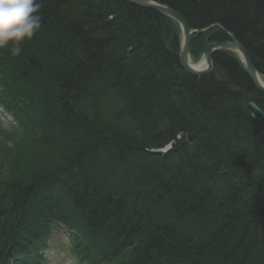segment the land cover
<instances>
[{
    "label": "trees",
    "instance_id": "1",
    "mask_svg": "<svg viewBox=\"0 0 264 264\" xmlns=\"http://www.w3.org/2000/svg\"><path fill=\"white\" fill-rule=\"evenodd\" d=\"M166 1L196 28L221 26L192 38L194 60L232 35L264 77V0ZM40 2L20 56L0 50V106L16 122L0 127V264H41L61 228L79 264H264V121L238 115L254 95L240 59L217 52L195 77L155 11Z\"/></svg>",
    "mask_w": 264,
    "mask_h": 264
},
{
    "label": "water",
    "instance_id": "2",
    "mask_svg": "<svg viewBox=\"0 0 264 264\" xmlns=\"http://www.w3.org/2000/svg\"><path fill=\"white\" fill-rule=\"evenodd\" d=\"M130 4L149 10H154L167 15L175 20L181 29V41L177 53L181 68L195 77H203L213 72V55L222 50L235 52L245 65L246 73L253 81L254 85L264 93L263 78L258 72L255 64L245 47L238 41L214 42L205 46L201 61L205 62L204 68H197L191 58L192 32L185 19L175 10L154 0H124ZM249 113L254 119H264V111L255 103L248 106Z\"/></svg>",
    "mask_w": 264,
    "mask_h": 264
},
{
    "label": "clouds",
    "instance_id": "3",
    "mask_svg": "<svg viewBox=\"0 0 264 264\" xmlns=\"http://www.w3.org/2000/svg\"><path fill=\"white\" fill-rule=\"evenodd\" d=\"M40 0H0V50L20 56L22 45L41 29Z\"/></svg>",
    "mask_w": 264,
    "mask_h": 264
},
{
    "label": "bare ground",
    "instance_id": "4",
    "mask_svg": "<svg viewBox=\"0 0 264 264\" xmlns=\"http://www.w3.org/2000/svg\"><path fill=\"white\" fill-rule=\"evenodd\" d=\"M64 1H66V0H64ZM91 1H93V3H95V2H99V0H91ZM120 1H122L123 3H126V4H128V5H130V6H133V7H135V8H137V10L138 9H143V10H149V9H145V8H142V7H138V6H136V5H133V4H130V3H128V2H125L124 0H120ZM156 3L158 2V3H162L163 5H165V6H169L171 9H173V10H175L176 8H174L173 6H171L170 4H168L167 3V1L166 0H154ZM62 3V2H61ZM64 8H66V6L62 3V5H60V8H58V9H56V12L57 13H59V14H62L63 15V13L64 12H66V9H64ZM62 10H63V12H62ZM68 10L70 11V12H72V14L73 13H75V10H71L70 8H68ZM141 11V10H140ZM149 11H154V10H149ZM175 11H177V10H175ZM138 12V11H137ZM155 12H157V11H155ZM178 12V11H177ZM141 13V12H140ZM157 13H159V14H161L164 18H166V19H168L169 20V23H167L166 22V24L167 25H169V27H167V30H166V33H165V35L167 34V36L164 38V39H167V41H170V39L172 38V36H174L173 34H172V31H176L177 29H178V32H179V35L181 36V29H180V26L178 25V23L175 21V20H173L172 18H170V17H168L167 15H165V14H163V13H160V12H157ZM179 13V12H178ZM184 19H185V21L187 22V24H188V26H189V29L191 30V32H192V38L195 36V35H198V34H203V33H206V32H208V31H211L212 29H215L216 27H221L220 26V24H213V25H209L208 27H206V28H204V29H199V28H196L195 26H192V25H190V23H189V21L181 14V13H179ZM86 15H84V17H85ZM79 16L78 15H76V18H78ZM83 17V18H84ZM82 17L80 18V19H83ZM79 19V20H80ZM84 20V19H83ZM77 21V20H76ZM78 22V21H77ZM172 23H174V24H172ZM79 24V23H78ZM177 28H176V27ZM169 28V29H168ZM166 29V28H165ZM228 34H230L229 32H228ZM164 34H162V36H163ZM228 37H229V39L228 40H226V41H233V40H238L235 36H232V35H228ZM179 41H181V38L179 37ZM226 41H209V42H207V44L206 45H208V44H210V43H214V42H226ZM239 41V40H238ZM240 42V41H239ZM118 43H123V42H121L120 40L118 41ZM241 43V42H240ZM242 44V43H241ZM205 45V46H206ZM74 48V47H73ZM178 48H179V46H178ZM205 48V47H204ZM222 51H226V52H231V53H233V54H235L237 57H238V55L235 53V52H233V51H229V50H222ZM222 51H219V52H222ZM218 52V53H219ZM178 53V52H177ZM217 53V52H216ZM215 53V54H216ZM195 67H197V68H204L205 67V62L204 61H201L200 63H198V64H195ZM259 72V71H258ZM213 73V72H212ZM211 73V74H212ZM211 74H208V75H206V76H209V75H211ZM191 75V74H190ZM219 77H221V75L219 74ZM247 79H249L248 81H250L251 82V84H252V86H253V89H254V95L250 98V99H248V101L245 103V105H244V107H243V104H241L239 107H238V109H237V112H238V115H240L241 117L240 118H243V119H248V115L251 117V119L252 120H254V121H256V122H262V121H264V119H262V120H258V119H254L252 116H251V114L249 113V110H248V106H249V104H251V103H255L257 106H259V104L256 102L257 100L258 101H260L262 104H264V93L261 91V90H259L255 85H254V83H253V81L251 80V78L248 76V74H247ZM263 82H264V80H263ZM197 84V83H196ZM198 85V84H197ZM195 88H197L198 90H200V88L201 87H199V86H195ZM216 89H221V90H226L223 86H221V87H216ZM231 90H234V91H237L236 89H233V88H230ZM256 100V101H255ZM260 107V106H259ZM261 108V107H260ZM262 109V108H261ZM263 110V109H262ZM264 111V110H263ZM262 136H264V135H262ZM178 139H181V137H178ZM174 144V141H173V143H171L170 145L172 146ZM158 219V217L156 216V217H154V219L155 220H157ZM164 219V218H163ZM159 226H162V227H159ZM157 225V227L159 228V229H161V231H162V229H163V227H164V229L165 228H167V231L169 230V226H171L170 224H169V222H168V220H166V221H164V220H160V225ZM164 229H163V231H164ZM262 230H264V227H262ZM263 233V238H264V232H262Z\"/></svg>",
    "mask_w": 264,
    "mask_h": 264
},
{
    "label": "rangeland",
    "instance_id": "5",
    "mask_svg": "<svg viewBox=\"0 0 264 264\" xmlns=\"http://www.w3.org/2000/svg\"><path fill=\"white\" fill-rule=\"evenodd\" d=\"M7 121L8 120L4 119L3 122L6 123ZM0 122L3 123L1 119ZM60 236H61L60 239L59 237L55 239L54 247H52L48 252V264H77L75 261L68 260V255L63 252L62 242L64 241V235H60ZM60 258H65L66 261H64L63 263H58L57 259Z\"/></svg>",
    "mask_w": 264,
    "mask_h": 264
},
{
    "label": "snow or ice",
    "instance_id": "6",
    "mask_svg": "<svg viewBox=\"0 0 264 264\" xmlns=\"http://www.w3.org/2000/svg\"><path fill=\"white\" fill-rule=\"evenodd\" d=\"M168 147H171V145H169ZM166 150V149H165Z\"/></svg>",
    "mask_w": 264,
    "mask_h": 264
}]
</instances>
